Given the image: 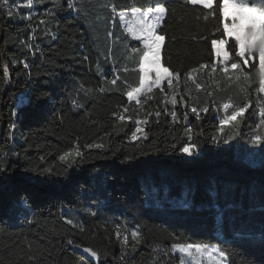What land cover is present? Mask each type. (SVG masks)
I'll use <instances>...</instances> for the list:
<instances>
[{"label": "trees", "instance_id": "obj_1", "mask_svg": "<svg viewBox=\"0 0 264 264\" xmlns=\"http://www.w3.org/2000/svg\"><path fill=\"white\" fill-rule=\"evenodd\" d=\"M22 2L12 18L0 10V168L7 170L0 172V264H93L85 247L98 253L99 264H180L171 245L219 241L235 264H264V143L247 145L253 155L247 161L238 150L245 144L240 136L212 142L220 121L234 110L226 113L225 103L251 101L237 117L238 127L224 125L225 134L238 131L248 139L250 126L255 134L264 107V93H257L258 60L245 66L252 78L241 93L211 46L213 39L228 40L230 67L234 38L221 36L218 17L205 20L210 10L201 5L164 0L169 12L157 29L165 36L161 61L180 79L171 89L165 81L164 93L154 88L142 94L137 104L126 93L138 87L136 57L128 55L139 42L131 40L119 13L156 0H73L79 12L68 9L66 0H33L31 9ZM27 15L32 21L22 19ZM29 91L47 95L12 116L13 98ZM145 119L147 124H137ZM137 126L146 139L139 133L131 139ZM95 143L104 147H85ZM189 143L198 145V156L180 153ZM77 144L83 162L77 158L68 168L59 157ZM22 196L30 206L11 220L8 206ZM217 206L224 212L222 224Z\"/></svg>", "mask_w": 264, "mask_h": 264}, {"label": "snow or ice", "instance_id": "obj_2", "mask_svg": "<svg viewBox=\"0 0 264 264\" xmlns=\"http://www.w3.org/2000/svg\"><path fill=\"white\" fill-rule=\"evenodd\" d=\"M68 9H75L79 12V9H76V6L73 0H66ZM185 3L191 5H201L204 9H209L207 15L204 16V19H209V16L217 18L222 24V29H217L221 31L222 37L234 38L233 40V51L235 52V57L232 59L230 67L227 63L229 60V53L224 50L223 46L228 43V40L225 38L213 39L211 40V46L214 49L215 57L217 62L222 66V72L224 74H229L228 79L235 82L239 91L241 93H246V85L251 80V75L248 71L245 70V66L249 65L250 61L258 60V70L257 75L259 78V87L257 88V93H264V0H185ZM215 4V7H214ZM29 9L33 7V0H27L25 5ZM20 7L19 0H0V10H6V15L9 18L14 16V9ZM112 12L116 13V7H112ZM169 9L165 6L164 0H156L154 6H147L145 8H136L131 9V15L127 12H120L119 18L122 24L125 26L127 34L131 37L132 41L139 42V45H132L130 47V54L128 59L132 60L133 55L136 59L134 63L138 65V68L134 69L139 74L138 87L127 91V98L129 101L135 100L137 104H140L141 101L138 97L141 94L147 95L151 93L154 88L159 89L161 93H164V82L166 81V86L171 89L173 87V80L179 82L180 73L171 72L169 68L163 67L160 59V49L161 45L165 40L164 35H160L157 31L160 28L162 21L165 19V16L168 14ZM53 15L55 13H52ZM27 21H32L33 16L27 15L22 17ZM41 24L45 23L43 20L40 21ZM31 27V24H29ZM111 35V33H109ZM31 50V45H28ZM35 55V53H33ZM223 57V58H221ZM87 59V57H85ZM13 64L17 61L13 60ZM255 66V65H254ZM25 69L29 68L27 62L23 63ZM209 65H200L201 69L208 68ZM212 72L217 70V63L210 65ZM99 70V68H98ZM3 71L5 77L8 76V63L3 64ZM124 72L129 71L127 67L123 69ZM197 69L193 68L190 72L186 73V77L191 76L195 73ZM30 75V73H29ZM240 82H243L241 84ZM7 83V79L5 81ZM117 83V79L114 78L111 81L112 85ZM104 89H101L103 91ZM2 91V89H0ZM47 94H42L38 97H33L29 92L20 93L13 98V111L11 112L12 116L17 115V110H22L23 108L30 106L34 100L42 99ZM171 103L173 106L176 104V96L172 95ZM251 106V101L247 103L242 102V106H233L230 103L223 104V108L227 113V110L234 108L230 116L226 117V120L220 121V128L218 129L217 135L212 137L213 143H219L221 139L225 143H228L232 140H235L238 136L240 139H243V136L240 135L238 131L229 132L225 134L224 124L228 121H236L235 127H238L239 121L237 117H242L244 112ZM126 112L127 109L125 108ZM193 113L196 114L197 119H199V112L197 108L193 107L191 109ZM203 112H207L208 108L203 107L201 109ZM260 121L257 125L254 135H250L248 138V143L253 146H259L264 143V132H261V126H264V107L260 108ZM160 113L157 112L156 116L159 117ZM173 121L176 120V113L173 111L171 113ZM188 113H184V121H187ZM118 119L123 121L125 116L120 114ZM148 121L141 120L137 121L138 125L147 124ZM10 129L15 128V123L9 124ZM191 132V129H186V135ZM137 133L147 138V133L143 131L141 126L135 128L131 139L137 140L139 137ZM189 140L191 136L189 135ZM86 148H103L104 145L100 143L87 144ZM175 148V145L172 146ZM180 153L188 156L195 157L200 153V148L196 143H189L180 148ZM77 158L83 162L84 153L80 151V146L77 144L73 150L65 152L59 157L61 161H64L67 164L68 168H71L73 164L77 162ZM43 159V157H41ZM127 160L133 159V157H126ZM35 170V169H33ZM7 171L6 169L0 168V172ZM51 169H44L45 173H51ZM215 196V192L212 193ZM26 197H21L17 202V207L28 208L30 205ZM184 206H189L188 202L184 203ZM217 221L222 224L224 219V212L218 206ZM95 215V212L91 213ZM66 223L73 225V220L66 218ZM219 232L220 229L217 228V236L215 237L219 241ZM134 239L139 237L138 231H133L131 233ZM119 237V232H117ZM128 237H124V243L126 244ZM224 241H219L216 244L210 242H192V243H176L171 245V250L173 253L178 255L180 264H235V261L229 259V253L227 249L222 248L220 245ZM69 244H72V241H68ZM79 247V245H77ZM85 253L89 254V257L92 259L93 264H99V256L96 251L90 247H85L83 249ZM123 259V256L121 257Z\"/></svg>", "mask_w": 264, "mask_h": 264}, {"label": "rangeland", "instance_id": "obj_3", "mask_svg": "<svg viewBox=\"0 0 264 264\" xmlns=\"http://www.w3.org/2000/svg\"><path fill=\"white\" fill-rule=\"evenodd\" d=\"M10 2H11V0H10ZM24 3H25V2H22V0H19L20 7H21V6L23 7V6H24ZM20 7L15 8L14 11L18 13ZM130 15H131V13H129V16H130ZM124 27H125V26H124ZM162 46H163V44L161 45V49H162ZM223 48H224V50L226 51V44L223 46ZM161 49H160V59H161ZM221 58H223V57H221ZM161 64H162V61H161ZM162 66H163V64H162ZM163 67H164V66H163ZM141 95H142V94H141ZM139 98H140V97H138V99H139ZM133 101H135V100H133ZM230 122L234 123V122H236V121H228V122L225 123L224 125H227V124H229ZM253 131H254V128H253L252 126H250V129H249L248 131H246L245 134H248V135L250 136V133H252ZM243 139H244V141H245V144L242 145V147H239V146H238V150H239V152L242 154V156L244 157L245 160H247V161H252V160H253V155L250 154V153H249V149H247V145L249 144V143L247 142L248 139L245 138V137H243ZM8 208H9V210H10V216H9V218H10L11 220H15L16 217H17L20 213H25V212H26V210H24V208H22V207L18 208V207H17V202H15V201H12V202L9 204ZM26 209H27V208H26ZM205 264H206V262H205Z\"/></svg>", "mask_w": 264, "mask_h": 264}]
</instances>
